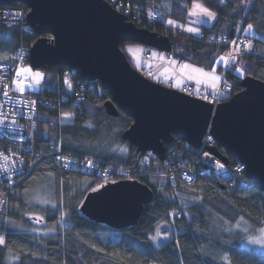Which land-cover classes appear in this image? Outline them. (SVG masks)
<instances>
[{
	"label": "trees",
	"instance_id": "1",
	"mask_svg": "<svg viewBox=\"0 0 264 264\" xmlns=\"http://www.w3.org/2000/svg\"><path fill=\"white\" fill-rule=\"evenodd\" d=\"M106 1L137 27L168 36L172 44L170 52L180 61L215 69L220 74L224 65L217 64L216 60L227 50L228 41L234 38L241 23L240 34L250 37L252 45L225 71L223 92L226 96L222 100L242 89L240 83L245 76L264 82V0L243 3L241 0H223V3L198 0L218 15L213 25L200 26V37H192L152 16L153 12L157 15L162 12L182 22L186 17L185 4L191 0H122L120 8L111 0ZM248 24L253 25V35L244 34ZM40 36L34 32L26 36L28 48ZM221 36L226 42H219ZM19 38L16 28L0 27V59L11 57ZM25 61L28 62L27 56ZM237 67L243 75L236 72ZM42 69L46 74L43 87L33 94L51 99L66 94L67 73H72L73 78L79 77L78 71L64 66ZM92 85L95 93H88L77 107L55 103L40 108L37 147L56 146L66 154L92 155L123 165H138L145 152L121 138L133 119L119 108L118 116L107 115L103 104L110 95L99 82ZM166 147L167 151L173 147V161L188 159L195 152L178 138ZM216 148L229 163L236 162L219 145ZM137 181L150 189L152 199L143 205L136 225L115 229L92 221L79 209L85 195L105 184L103 181L39 162L12 186L0 211V236L6 240V246L0 247V264H9L8 259L13 256L19 257L14 259V264H225L224 258L229 264H264L263 254L241 247L237 234L226 229L227 224L233 225L239 219L253 227L263 226L264 192L257 190L244 173L240 189L229 197L218 192L219 184L207 172L198 174L193 183L175 189L158 177H141ZM178 207L185 216L182 220L169 216V211ZM36 217H41V221L37 222ZM160 229L170 239L155 247L151 237Z\"/></svg>",
	"mask_w": 264,
	"mask_h": 264
},
{
	"label": "water",
	"instance_id": "2",
	"mask_svg": "<svg viewBox=\"0 0 264 264\" xmlns=\"http://www.w3.org/2000/svg\"><path fill=\"white\" fill-rule=\"evenodd\" d=\"M27 7L26 23L37 35L28 50L33 69L51 65L79 72L84 82H99L110 95L103 104L107 115L118 108L133 119L121 138L140 151L164 160L166 145L175 138L197 150L207 130L228 156L244 165V174L264 192V82L251 76L242 89L211 103L150 80L135 69L120 48L136 43L167 53L168 36L137 27L106 0H0V5ZM49 33L52 38L42 36ZM210 153L224 164L228 158L213 147ZM207 169V166L204 167ZM150 189L137 180H119L88 192L80 212L97 223L115 229L137 224ZM264 207V195L262 198Z\"/></svg>",
	"mask_w": 264,
	"mask_h": 264
},
{
	"label": "built area",
	"instance_id": "3",
	"mask_svg": "<svg viewBox=\"0 0 264 264\" xmlns=\"http://www.w3.org/2000/svg\"><path fill=\"white\" fill-rule=\"evenodd\" d=\"M118 8L123 5L122 0H111ZM19 13V15H14ZM27 10L20 4L0 5V27L16 28L19 33V42L15 44L9 59H0V210L2 209L12 186L24 179L39 162L50 163L63 172H77L98 178L104 183L115 182L127 178L158 177L163 179L172 189L181 188L191 184L198 174L207 172L211 180L219 184L218 192L226 197L235 194L242 185L244 165L236 161L234 164H224L216 155L209 152V148L217 147V142L206 131L202 138L201 146L195 150L188 159L172 160L173 147L166 150L164 160L160 161L155 154L146 151L141 163L134 166L123 165L111 160L92 155H74L62 153L56 146L47 149L37 147L38 112L40 108H48L56 104L69 103L76 106L88 93H95V87L82 81L79 77L73 78L72 73L66 74V94L58 99L38 96L29 92H17L13 89V80H20L16 72L25 62L28 54V46L24 38L33 33L26 23ZM153 12V17H156ZM239 31L233 39L228 41V48L224 51L228 63L224 65L226 71L232 62L231 53L236 58L244 54L243 46L252 45V39L240 34ZM46 37L52 38L51 34ZM240 45V52L236 54V45ZM219 42H226L221 36ZM173 58L172 53L166 55L167 60ZM150 68L149 71H152ZM7 86L8 95H4ZM225 81L222 78L220 85L210 90L196 86L193 83H185L179 90L182 93L197 97L212 104L213 109L221 102L222 90ZM168 153V156H167ZM207 154V155H206ZM57 157H60L57 160ZM91 165V166H90ZM223 165V167H218ZM207 166V169L204 167ZM7 168L8 171H3ZM169 216L177 220L184 219L181 207L169 211Z\"/></svg>",
	"mask_w": 264,
	"mask_h": 264
},
{
	"label": "crops",
	"instance_id": "4",
	"mask_svg": "<svg viewBox=\"0 0 264 264\" xmlns=\"http://www.w3.org/2000/svg\"><path fill=\"white\" fill-rule=\"evenodd\" d=\"M197 3L208 8L198 0H191L190 2H187L185 4L186 17L182 22H179L181 26H177L183 33L191 35L192 37H200L202 34L200 26L209 27L213 25L218 19L216 12L210 8L208 9L215 13V19L208 20L207 17L203 16L198 11L196 15H189L190 12L194 11L192 5ZM167 10L169 11L170 9H166V11ZM185 27L196 28L198 29V33H189L184 30ZM127 46L128 48L125 49L122 45V50L130 64L135 69L147 75V77L152 81L175 89H180L185 83L188 82L210 90H214L220 85L222 75L216 70L213 73V69H204L191 63L180 61L174 55L171 60H167L166 53L152 49L150 47H145L140 44L127 43ZM220 64L223 65V63ZM150 68H153V70L149 71ZM197 70L203 71L201 72ZM213 76L218 77V79H213ZM223 94L222 97L226 96V93L224 95Z\"/></svg>",
	"mask_w": 264,
	"mask_h": 264
},
{
	"label": "rangeland",
	"instance_id": "5",
	"mask_svg": "<svg viewBox=\"0 0 264 264\" xmlns=\"http://www.w3.org/2000/svg\"><path fill=\"white\" fill-rule=\"evenodd\" d=\"M158 19L162 20V21H166L167 24H168L169 20H172V21L175 22L176 27L177 26L178 27L181 26V24L179 23V20L173 19V18H168L162 12H159ZM244 34L253 35L254 33L251 30L250 32H245L244 31ZM123 46H124L125 49L128 48L127 43H124ZM248 51H245L244 53H246ZM242 55H240V56H242ZM221 56H224V57L227 58V56L224 54V52L222 53ZM240 56H238V57H240ZM220 57L217 58L216 63L217 64L223 63V65H225V63L220 60ZM23 69H30L31 71L30 72H25V71H23ZM18 70L21 71V75L18 77V79H20V80H17V81L18 82L22 81V83H18L16 85L13 84V89L15 91H17V92H20V93H23V92L38 93V92H40V90L43 87V83L45 81V79H44L45 75H46L45 71L43 69H33L30 66L29 62H26V61L22 65H20ZM35 73H40V77H36ZM141 73L144 74L143 72H141ZM224 74H225V70H223L222 73H221V75H222L221 80H222V78L224 79ZM145 76H147V75H145ZM19 88H22L23 92L19 91L18 90ZM223 88H225V87H223ZM223 90H222L221 95L223 93L225 94V92H223ZM68 119L69 118H65V120H68ZM113 150H114V148L112 147V151ZM124 180H135V179L127 178V179H124ZM37 196H38V194H37ZM261 228H264V220H263V226L262 227H253L251 224H249L247 221H245L243 219H239L233 225H228L227 224V226H226V229L236 233L237 236L240 238L239 245L241 247H243L245 249H248V250H251L253 252H257V253H260V254L264 255V247H261L259 244L249 243L250 239L259 237L261 235V233L259 232V229H261ZM164 236H167L168 239H163L162 237H164ZM169 239H170V235L168 233H166V232H163L161 229L158 230L155 233V235L151 237V240H152V242H153L155 247L161 246L162 243H164L165 241H167ZM15 262L16 261L14 259H11V258L8 259V263L9 264H14Z\"/></svg>",
	"mask_w": 264,
	"mask_h": 264
},
{
	"label": "snow or ice",
	"instance_id": "6",
	"mask_svg": "<svg viewBox=\"0 0 264 264\" xmlns=\"http://www.w3.org/2000/svg\"><path fill=\"white\" fill-rule=\"evenodd\" d=\"M243 2H244V0H241V3H243ZM221 3H223V0H221ZM192 8L194 9V11L193 12H190L189 15H196L197 14V11H198L200 14H202L205 17H207L208 20L215 19V13L212 12V11H210L208 8L203 7L202 4H199V3L193 4L192 5ZM14 15H17L18 16L19 13H15ZM149 15H150V18H151V13ZM168 24L171 25V26H176L175 25V22L172 21V20H169L168 21ZM252 29H253V25L252 24H248L247 27L245 29H243V31L250 32ZM184 30L187 31V32H189V33H192V34H197L198 33V29L193 28V27H185ZM238 31H239V29H238ZM232 43L234 45H236V42L235 41H233ZM243 49L245 51L250 50V45L249 44H245L243 46ZM240 50H241L240 49V45H236V54L237 55L239 54ZM228 55L231 56L232 61H235L236 55H233L231 53H229ZM220 60L223 61L225 64L228 63V59L226 57H224V56H221L220 57ZM185 67H187V66H185ZM23 71L30 72L31 70L30 69H23ZM197 71H201L202 72L203 70H197ZM214 72H215V69H213V73ZM236 72L237 73H240L241 75H243V71L239 67L236 68ZM20 75H21V71L20 70H17L16 76L19 77ZM205 75H207V74H205ZM35 76L36 77H40V73H35ZM212 78L213 79H218V77H215V76H213ZM18 83H22V81H19L18 82L16 80H13V84L14 85H16ZM66 83H67V81H66ZM18 90L21 91V92H23V89L22 88H19ZM4 95L5 96L8 95L7 86H5ZM0 115H2V114H0ZM0 123H3V120H0ZM59 159H60V157H57V160H59ZM218 167H221L222 168L223 165H219ZM3 171L7 172L8 169L7 168H4ZM100 187H103V185H101ZM92 191L95 192V191H97V189L94 188V189H92ZM37 202H39V203H48V201H37ZM53 207H55V205H53ZM35 219H36L37 222H40L42 218L41 217H36ZM259 232L261 233V235L259 237L250 239L249 240V243L259 244L261 247H264V228L259 229ZM162 238L163 239H168L167 236H164ZM3 246H6V240H5V238L3 236H0V247H3ZM12 259L18 260L19 257L18 256H13ZM224 259H225V264H229L228 259L227 258H224Z\"/></svg>",
	"mask_w": 264,
	"mask_h": 264
}]
</instances>
